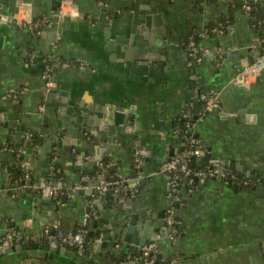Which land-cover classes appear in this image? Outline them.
<instances>
[{"label":"crops","instance_id":"obj_1","mask_svg":"<svg viewBox=\"0 0 264 264\" xmlns=\"http://www.w3.org/2000/svg\"><path fill=\"white\" fill-rule=\"evenodd\" d=\"M204 2L74 0L79 15L71 18L61 16V3L56 8L54 0H0V17H7L0 23V238L15 229L30 237L21 244L45 243L41 233L48 225L74 230L82 209L100 197L79 193V180L100 172L107 180L112 174L96 165L98 156L123 178L135 170L141 178L130 210H112V200H101L95 218L123 226L127 215L135 214L133 236L160 237L157 254L177 256L181 264H264V191L255 190H264V58L256 76L236 81L243 63L264 56V25L259 33L260 24L250 23L241 6L229 13L226 1ZM22 4L28 5L29 18L18 23ZM44 18L49 21L36 31L28 28ZM224 21L229 23L223 26ZM191 34L199 38V49L220 47L222 65L207 57L189 68L184 41ZM77 60L88 69L53 65L46 88V61ZM11 90L19 92L15 102L2 98ZM198 90L216 92L220 104L194 127L210 154L208 163L222 162L229 172L252 173L254 179L245 186L212 177L196 182L190 193L176 188L178 199L170 202L167 176L159 167L182 145L179 118L187 106L200 105ZM115 125L121 129L113 131ZM9 142L24 143L21 160L3 148ZM25 159L37 185L73 191L64 201L45 193L14 195L8 165ZM192 166L203 164L197 160ZM170 203L179 230L173 243L164 239L162 220ZM105 230L98 226L94 235ZM107 249L87 247L88 258L74 248L51 257L39 248L18 249L1 254L0 264H114L117 257L126 264L124 257L132 256L131 248L113 254Z\"/></svg>","mask_w":264,"mask_h":264},{"label":"built area","instance_id":"obj_2","mask_svg":"<svg viewBox=\"0 0 264 264\" xmlns=\"http://www.w3.org/2000/svg\"><path fill=\"white\" fill-rule=\"evenodd\" d=\"M228 2L229 0H221ZM62 3V0H60ZM100 5L106 7V4L102 1H99ZM252 3H264V0H244L241 8L249 12L251 9ZM47 18H44L39 21H35L31 24H28V28L31 31H36L37 28L43 24L48 22ZM256 23L260 24V20H256ZM212 33L220 34L222 30L219 28H212L210 30ZM186 52V65L188 67H194L200 64L205 58H210L213 61L216 67L222 65L223 62V54L224 51L220 47H216L215 49H199L197 42L195 41V36L193 34L187 37V43L185 46ZM30 57H33L30 54ZM53 56H49V60H51ZM263 58L264 56L258 58L253 63L247 64L243 63L240 66V69L237 72L236 81L245 82L249 77L256 76L259 71L263 67ZM59 66L62 68L75 67L78 69H88V66L80 61L77 62H68V61H59L51 65L48 61L44 63L42 70V78L44 80L46 88L49 87L50 83V74H51V66ZM255 69H259L256 71ZM17 90H11L5 95H3V99H9L12 102H15L18 97ZM196 100L199 102V106L193 107L192 105L187 106L180 116V120L182 121V130H181V143L182 150L173 156L169 157L168 160L160 164L159 170L163 172L167 176L168 183V193L167 197L170 202H174L178 199V195L176 193V188L184 187L187 193H190L194 189V185L196 182L205 181L212 177H217L221 179H227L229 181H233L236 178L239 181H242V184L245 186L249 185L250 179L248 178V173H245L241 177H236L235 173L229 172L224 163L222 162H211L207 166L203 167H194L190 165V156L201 157L205 154V148L202 146L200 140L194 134V127L197 122L202 121L206 114L213 109H219L220 104L218 102V95L216 92H197ZM28 135H26V139ZM7 150L11 153H16L17 155L24 154L23 147H7ZM22 165L24 168L23 174L16 178L13 182L11 190L13 194L16 193H45L46 195H52L53 197H58L59 195H70L73 191L68 190L66 194L59 189L58 187H47V186H39L35 182L31 180V165L30 161L25 159L22 161ZM98 167L104 165L105 168H111L110 162H96ZM110 170H113L112 168ZM141 176L137 175L136 182L140 180ZM241 179V180H240ZM97 190V194L101 195L104 193H108L111 196H117L121 202L127 201L131 199L136 192V187H130L128 183V179H125L121 176L119 171L115 170L110 176L109 179L104 180L99 185H94ZM95 218V215L91 213L84 214L83 220L80 224L75 228V232L72 231H64L62 230L58 224L48 225L46 226L41 235L42 240L50 245V246H62L64 248H74L77 251L78 256L82 258H88L90 254L87 250V244L93 241L100 240L102 236V232H99L96 237H88L89 231V219ZM162 220L164 225L167 227L168 232L164 239L167 242L173 243L177 237L179 236V230L177 228L178 221L174 215V209L171 203L164 210L162 215ZM88 237V241H87ZM30 237L22 234L21 232L15 229H8L0 238V246H11L13 244H21L25 243L29 240ZM159 237L158 240H154L148 244H144L140 247L138 255L128 256L126 255L124 261L126 264H181L180 260L177 256L170 257H160L156 256L159 247ZM115 247L119 246V243H115Z\"/></svg>","mask_w":264,"mask_h":264},{"label":"water","instance_id":"obj_3","mask_svg":"<svg viewBox=\"0 0 264 264\" xmlns=\"http://www.w3.org/2000/svg\"><path fill=\"white\" fill-rule=\"evenodd\" d=\"M54 4H56V8L59 7L60 5V0H54ZM54 20H57V16H53ZM199 91V90H198ZM121 119H119L117 122L119 123ZM122 125V124H121ZM125 128H127L125 126ZM118 125L114 126L113 131H119ZM129 129V128H127ZM125 129V130H127ZM183 146L181 145L179 147V150L177 151V153L182 150ZM176 154V153H175ZM174 155L173 153H170V157ZM78 159V158H77ZM96 161L98 162H102L101 158L96 156L95 157ZM210 159V154L206 149V152L203 156L201 157H195V156H190V165H194L195 162L197 160H199L201 162V164H203V166H207L209 165L208 160ZM166 160H168V158H162L161 162H165ZM104 165L101 166V168H103ZM93 172H88V174H91ZM109 174H111V172H109ZM137 171L135 170L130 179H128V183L130 187H135L137 182H136V178H137ZM236 177H238V175L236 174ZM248 178L250 180L254 179V175L251 173H249ZM105 180V173L104 172H100L98 175H96L95 179L92 180H79L78 184L81 186V188H78L77 191L79 193H84L85 195H87V198L90 199V197H92L93 194H97V190L95 189L94 185H99L101 184L103 181ZM234 184L239 182V179L236 178L235 180H233ZM59 186V185H58ZM82 187H86L85 189H83ZM251 188V187H250ZM254 189V188H253ZM255 190H257V192L259 193V191H264L262 188H255ZM100 197L98 199H91L90 202L84 207V209H82V212L80 213V220H83L84 214H93L94 211L96 210H102V206L99 205L98 203H100L101 200H112L114 206L112 208V210H116L119 209L121 207H123L125 210H130V200L127 201V203L125 204L124 202H121L119 200V198L117 196H111L108 193H104L99 195ZM50 198H53L52 195L49 196ZM128 217V221L126 222V224H124L123 226L117 225H111L105 218H90L89 221L91 223V228L88 231V237H92L94 235V228L100 226L103 227L104 229H106L104 232H102V236L100 238V240L98 241H93L90 242L88 244V247L90 248H108L107 250L110 251V254H113L112 251H116L118 253H122L124 251H127L129 248H131V255H138L139 254V250L140 247L143 246L144 244H148L152 241L155 240V238L151 235L149 236V238H145L144 239H139L136 238L135 236H133V220L136 217L135 214L130 213L127 215ZM166 229V232H168V229ZM75 232V229L72 230V233ZM119 243L118 247H115V243ZM42 249L45 251L44 255L45 257H51L52 254L54 253H62L65 251V248L62 246H50L46 243H26V244H15V245H11V246H0V255L3 253H7L13 250H18V249ZM157 257H160V254H156Z\"/></svg>","mask_w":264,"mask_h":264},{"label":"trees","instance_id":"obj_4","mask_svg":"<svg viewBox=\"0 0 264 264\" xmlns=\"http://www.w3.org/2000/svg\"><path fill=\"white\" fill-rule=\"evenodd\" d=\"M197 1H200V2L203 1L204 2V0H197ZM207 1L208 0H205V2H207ZM241 5H242V2H239V0H229L227 2V8H228L229 13H232V11H234L235 9L240 8ZM250 5H251V9L249 11V15H250L249 22L250 23H254L256 20H261L262 23H260V28L259 29L257 28V30H258L259 33H262L263 32V25H264L263 24V22H264V8L262 7L261 3H252ZM226 23H229V21H227V22L224 21L222 23V25L225 26ZM223 26H221V27H223ZM197 40L195 39V41H197ZM186 43H187V39H185V41H184V48L186 46ZM189 68H192V67H189ZM179 122H180L179 123V126H180L179 128L182 130V121L180 120ZM181 130L179 131L180 134L182 133ZM38 141L39 140H37L35 142H38ZM9 145H12L14 148H16V147H18L20 145H23L24 146V143L11 144L9 142V144L6 143L3 148L9 147ZM13 156L15 157V159L17 161H19V160H21L23 158V157H21V155H17L15 152L13 153ZM104 162H108V159L107 158H104ZM111 168L113 169L112 170V173H113V171H115L116 169L113 168V165L112 164H111ZM8 172H9V174L11 176L12 181H13V180H15L16 178L20 177L23 174V172H24L23 165L22 164L11 163V164L8 165ZM31 175H32V170H31ZM110 176H112V174H110ZM31 180L33 181L32 178H31ZM58 199H60L61 201H64L65 200V195L64 194L59 195L58 196ZM92 237H96V235H93ZM87 241H88V237H87ZM87 247H88V244H87ZM121 259L122 258H119V257L113 258V259H111V262L114 263V264H121L120 263L121 262Z\"/></svg>","mask_w":264,"mask_h":264},{"label":"clouds","instance_id":"obj_5","mask_svg":"<svg viewBox=\"0 0 264 264\" xmlns=\"http://www.w3.org/2000/svg\"><path fill=\"white\" fill-rule=\"evenodd\" d=\"M28 7L26 4H22L20 6V10L16 14L17 22H21L23 20H27L29 18L28 13L25 12V8ZM60 14L61 16L68 15L71 18H75L79 15V9L74 4V0H62L61 7H60ZM7 17H0V23L6 22ZM258 71L259 69H255ZM252 79V77H249V80ZM243 83V81H240ZM249 120H252L253 117L249 116Z\"/></svg>","mask_w":264,"mask_h":264}]
</instances>
